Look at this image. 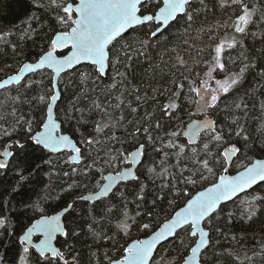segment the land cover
Instances as JSON below:
<instances>
[{"label": "snow or ice", "instance_id": "6c2138e0", "mask_svg": "<svg viewBox=\"0 0 264 264\" xmlns=\"http://www.w3.org/2000/svg\"><path fill=\"white\" fill-rule=\"evenodd\" d=\"M198 2L200 7H196ZM37 11L42 10V15L37 16L35 12L26 17L24 23L27 25L20 35V40L31 39L32 35H40L45 27H48L51 35L47 36L46 50L42 51L39 58L34 63H24L19 67L18 72L8 75L6 79L0 80V89H8L9 86L15 84L18 87L14 89L15 96L9 97L12 103L10 112L0 115V137L11 141L5 145V150L0 153V174H3L9 167L7 158L16 159L20 153L27 154V149L31 145L33 150L36 148L46 150L49 153L58 154L65 150H70L75 155H70L65 164L79 165L84 160V153L81 147L77 145L68 134H65L62 128V122L58 123L53 117L54 105L60 99L61 94L56 91L58 78L62 73H72V79L75 75L80 77V92L76 95L69 105L70 112L65 113L66 119L74 120L79 131L80 126L89 124V118L92 113H99L100 119L93 121L95 127L92 133L85 136L80 133V143L87 146L90 150L96 152V156L91 155L89 158L92 163L86 164L83 175H88V169L100 161V151L107 149L105 159L100 161L103 164L111 166L113 159L122 158L126 163L135 162L140 164L147 153V145H150L154 152H162L163 159L161 165L166 163L171 156L176 158V165L170 167L179 168V177L173 175L172 179L177 180L176 184L171 182L162 185V188H168L174 193L175 199L181 196L185 198L183 206H177L175 199L169 201V207L173 208V213L167 216L162 223H140L137 217L140 212L137 211L134 216H130L127 210L128 197L125 191L116 190V181H123L125 173L116 172L115 175H105L103 180L107 181L100 188L98 195H81L78 199L88 202L98 201L101 198L109 200L116 199L117 203L106 206L105 211L112 214L113 209L120 210L123 205V211L115 224L118 232L123 233L125 246L119 249L117 255L120 258H112L109 264H212L213 257L218 255L213 252L208 255L209 249L214 246L212 244L211 232L213 230V219H219L217 212H223L225 205L222 202L231 201L233 197L238 198V194L247 196L243 200L241 219L252 220L257 211L264 207V190L261 192H252L253 187L259 188L264 184V159H255L247 165L242 166V170L237 171L234 175L228 174L229 168L227 162H231L233 158H239L241 148L237 146L239 141L230 143L223 151H219V147L227 143L223 128L217 127V120L212 119L219 104L225 95H230L232 91L241 83L246 72L256 67L255 64L247 63V56L241 53L243 59L238 71L230 70L229 64L231 59H226V52L229 49H235L242 44V40L237 39L236 34L241 36L247 35L250 25L257 23L253 19L254 15L260 13L259 21L264 24V11L259 9L249 0H219L218 6L221 9L231 12L228 19L220 27L231 30V35L227 32L223 37L210 35L209 43L206 48L199 50L203 53L206 50L211 59L203 62L208 65L207 71L203 74L207 79L188 80L187 76L181 74L180 77H173L169 82L175 85V90L165 87V92H169L170 96L167 103L154 104L152 112H146L139 120L128 121L124 123L126 116L121 110L120 115H115L116 109H121L124 101L120 96L116 99V104H111L110 98L112 90L117 89L127 79L125 73L117 72L116 77L112 78V82L102 88L97 83L106 75V66H118L125 64L129 66L135 56L143 55L151 46L150 41L161 33L162 29L167 31L174 24H183L182 35H187L193 30L194 25L198 23L199 12L201 8H207L206 0H31ZM213 6L216 4L213 2ZM43 13L54 14V24L45 23ZM33 22L39 25V31L33 27ZM56 25L62 26L57 30ZM149 26V36L139 41V47H135V42H124L120 44L119 49L115 48V44L123 40L129 30H136L137 26ZM154 28V30H153ZM199 31H204L200 28ZM47 35V34H46ZM253 36L256 33H252ZM0 40H4L0 36ZM115 42V43H114ZM186 43V41H185ZM17 45L12 44L13 51ZM174 50V49H173ZM176 63L184 66L187 72H191L187 61L179 55L176 57ZM86 64L93 68V72H76L78 66ZM52 69L54 75L50 77V88L45 86L44 79L27 80V83H21L25 79L26 73H35L43 68ZM175 67V65L173 66ZM222 76V79L216 78L213 74ZM264 79V69L259 73ZM93 80L95 85L93 88L87 87V81ZM186 81L188 85V93L195 94L198 98L196 101L197 111L205 113L204 119L199 120L182 127L180 130H172L166 132L163 136L156 135L163 125L161 121L165 118L171 121L175 113L181 108L178 101L183 96V90ZM209 81H214V85ZM79 86V85H77ZM97 89L108 97V100L101 103L98 102L99 97L91 100L87 109L78 107L82 100L88 98L90 94H95ZM138 92V89H134ZM153 89V92H157ZM163 95V93H160ZM136 100L145 103L147 94L144 96L136 95ZM155 100V97H152ZM187 99V97H185ZM28 105L30 114L26 117L21 113L20 107ZM131 113H137V108L132 107L131 102L124 105ZM235 109L246 108L243 100L234 102ZM264 109V102L261 103ZM226 106L225 111H228ZM79 113V117L75 113ZM87 112L88 116L85 115ZM159 115H156V114ZM238 116H232L230 123L236 126V137H242L244 146L249 151L264 152V123L261 125V139L258 148H253L256 143H251L250 136L245 135L247 129L239 123ZM181 124L183 122L181 121ZM5 125H8L7 127ZM34 129H41L35 130ZM105 129H108L111 135H105ZM123 129L124 138L117 136L116 130ZM21 131V135L12 139L13 135ZM231 131V129H230ZM103 136L104 139H100ZM138 137L140 139H138ZM186 137V142H181V138ZM140 140H146L140 142ZM30 142V144H29ZM119 143L121 149L117 150V156H111L110 145ZM128 144L132 150L125 148ZM157 145H159L157 147ZM210 145L217 147L214 153L210 149ZM15 147L16 152L9 149ZM110 157V158H108ZM43 163L54 168L55 165L51 159L43 161ZM184 164V167H180ZM191 165V167H189ZM223 168V172L219 175L217 181L211 183V186L203 187L208 182V175L215 176L214 169ZM72 171H76L73 168ZM99 171V170H98ZM147 172L151 176L161 177L172 175L168 168L161 167L157 172L156 167H148ZM187 172L188 175H184ZM19 176L18 185L22 186V182L27 178L23 175V170L17 173ZM67 176V173H64ZM131 180L139 181V176L131 175ZM184 184V188L178 187V184ZM200 184L203 190L195 191L192 194L187 190V186L195 187ZM74 181L67 188L61 191L68 192L69 189L77 187ZM99 187V186H98ZM13 192L17 189L13 188ZM111 193V196H110ZM136 201L145 199L144 185H140L138 191L134 194ZM42 197L36 201H30L24 205L34 214L30 226L26 228L22 235L18 237L20 251L18 254L17 264H30L32 259L31 250L38 253L40 264H70L65 258L64 252L60 248L53 246V238L59 234L64 237L77 235L72 231L71 223L67 222V217L72 215L74 203H67L61 212L55 215H48L42 206ZM159 199V198H157ZM156 201H153L155 205ZM137 207L140 204L137 203ZM178 207L179 210H175ZM95 210V204L89 210L92 215ZM152 215L151 212L148 213ZM234 215L232 211L227 212L229 219ZM63 218V219H62ZM93 215V223L89 224V231L93 235H99L94 231L95 223ZM9 219L0 214V229H7ZM136 227L144 238H132L131 228ZM185 230H188L185 232ZM218 233L220 229L214 228ZM185 232V235H181ZM8 235H13L9 232ZM119 244V240L115 236L107 237ZM186 238L187 241L186 242ZM235 240V237L233 236ZM130 241V242H129ZM171 241V242H169ZM167 244V247L164 245ZM264 249V244L261 245ZM161 249L163 251L161 252ZM157 253H160L159 256ZM169 258V259H166ZM250 259V258H249Z\"/></svg>", "mask_w": 264, "mask_h": 264}, {"label": "trees", "instance_id": "16d2710c", "mask_svg": "<svg viewBox=\"0 0 264 264\" xmlns=\"http://www.w3.org/2000/svg\"><path fill=\"white\" fill-rule=\"evenodd\" d=\"M213 2L216 4L215 7L213 6ZM249 2L264 11V0H249ZM206 3L208 7L206 9L201 8L198 23L194 25L193 30L187 35L181 34L183 32L182 22L174 24L167 31L162 30L156 38L151 39V46L144 54L135 56L129 66H125V64L118 66L108 65L106 75L97 81L102 88L110 84L113 77H116L117 80L120 79V77L116 76L117 72L125 73L127 77L126 81L117 89L112 90L109 101L111 104H116L119 102L116 97L120 96L124 101V105L131 102L132 107L137 108V113H131L124 105H121V109L115 110V115L117 116L123 110L126 116L125 124L128 121L139 120L146 112H152L154 104L159 103L162 105L167 103L170 93L165 92V87L167 86L175 90V85L169 84L173 77H180L183 74L188 77V80L196 81L207 78L203 74L207 71L208 65L203 62L194 63V61L211 59L208 55V51L210 50H206L198 55L200 49L206 48L211 43L209 40L210 35L223 37L226 32L231 35L230 29L220 27L228 19L231 9L224 10L219 8V0H206ZM195 6L200 7L198 2ZM33 12L37 16L42 15V10L37 11L31 0H0V36H3L4 40L8 41V43H4L3 40H0V78L15 71L22 62L36 60L42 54V51L46 50L47 36L52 34L48 27H45L39 36L33 34L31 39L20 40L19 38L23 29L27 27L24 23L26 17ZM53 15L43 13L45 23L51 22L54 24ZM259 15L260 13L254 15L253 19L257 23L249 26L247 35L241 36L240 34H236L237 39L242 40L241 46L229 49L225 54L226 59H231L232 61L229 64L230 70H239L243 59L241 53L248 57V60L245 62L255 64L256 67L245 73L241 83L230 95L223 97L219 104V109L213 115V118L218 122L217 127L223 128L227 141L224 145L239 141L237 146L242 151L238 153V156L241 157L242 154L245 157L240 166H243L245 161L247 164L253 157L264 155V152L249 151L244 146L242 137H236V126L230 123L232 116H238L240 118L239 123L247 129L245 135L250 136L249 143L255 140L256 143L253 145V148L259 147L261 125L264 123V109L261 108V103L264 102V79L259 75L261 69H264V24L259 21ZM33 27H36L39 31V25L34 22ZM61 27L60 25H56L57 30H60ZM200 28H203L204 31H199ZM252 33H256V35L253 36ZM148 36L149 26H137L135 31L129 30L124 39L115 44V48L119 49L120 44L124 42H135L134 46L138 48L139 41L148 38ZM13 43L17 45L15 51L12 48ZM178 55L187 61L188 67L191 68L190 73L185 70L184 66L176 63ZM174 65L175 67H173ZM93 71L92 66L86 64H82L76 69L77 73ZM50 75L51 73L48 69H41L27 76L21 83H27V80H39L43 78L45 86L50 88ZM71 77L72 73H62L60 76L59 88L61 96L56 104V116L62 122L64 131L70 133L79 147H81L84 153V160L79 165L65 164L63 161L68 158L67 152L53 154L46 150L42 151L39 148L33 150L31 145L27 149V154L20 153L16 159H9L8 169L3 174H0V214L5 215L9 219L7 229H0V264H17L20 251L18 236L31 223L32 218L35 216L24 205L42 197H47L43 200L42 204L46 214L66 206L67 203H74L73 213L67 217V222L71 223L72 231L78 234L69 237L61 235L56 237V244L64 252L65 258L70 264H109L110 259L120 258L117 252L125 246L124 240L128 239L127 237L120 239L123 237V233L118 232L115 227L117 220L121 218L120 214L123 211V205L119 211L114 208L112 214H108L105 211L106 206L118 202L116 199L101 198L91 203L78 199L79 195L83 192L91 191L98 187L102 179L101 173L106 170H118L126 163L122 158L113 159L111 166L101 163L100 161L106 158L105 152L107 151V149H102L100 151V161L94 167L88 169L87 176L83 175L86 164L92 163L91 158H89V152L91 151L92 156H96V152L80 143L82 139L80 133H84L85 136L92 133L95 127L92 122L99 120L100 114L94 112L88 116L86 112L85 115L88 116L90 123L80 126L78 132L74 131L77 125L74 120L69 121L66 119L65 113L69 112V114H72L69 105L74 97L79 94L80 87H83V85H80L78 74L75 75V79ZM218 77L222 79V76L218 75ZM95 79L96 77L93 76L91 80L87 81L88 88L91 89L95 86L93 84V80ZM180 82L185 83L183 96L178 101L182 106L175 113L171 121L167 120V118L161 121L163 127L155 133L156 135L163 136L166 132L180 130L191 118L205 114L203 112L192 113L194 112L192 109L195 108L194 105L197 97L194 93H188L186 81L181 80ZM16 87L18 86L14 84L9 86L8 89L0 90V115L11 111L13 105L9 97L16 95L14 91ZM134 89H138L139 91L136 92ZM153 89H157L158 91L153 92ZM145 93L147 94L146 102H138L135 98L136 95L144 96ZM160 93H163V95ZM97 97H99L98 102L101 103L108 100V97L97 89L95 94H90L87 99L82 100L78 107L87 109L91 100ZM152 97H155V100ZM240 100H243L246 108L235 109L233 107L234 102ZM226 106H228V111H225ZM20 111L26 117L30 114L28 105L21 106ZM75 115L77 118L79 117L78 112ZM156 115L159 114L157 113ZM181 121L183 124H181ZM5 126L7 127L8 125ZM115 134L120 136L121 139L124 138L123 129H117ZM20 135L21 131H18L13 135L12 139H16ZM105 135H111L108 129H105ZM138 139L140 138L138 137ZM140 142L146 143V140H140ZM181 142H186V139L182 137ZM7 143H11V141L0 137V149ZM146 146V156L136 171L139 181L128 180L121 182L116 185V190L126 192L128 197L127 210L130 216H134L139 211L140 216L137 217V220L140 223L160 224L167 216L173 213V208L169 207V201L175 199L174 193L170 192L168 188H162V185L169 182L176 184L177 180L180 179L179 170L177 167H170V165H176L177 163L174 156H171L166 163L161 165L163 153L154 152L150 145L146 144ZM110 147L113 149L110 155L117 156V150L121 149V145L114 143ZM124 147L131 150L127 143ZM209 147L213 152L215 150L214 153L217 152L216 146L210 145ZM220 148L221 146L219 147V151ZM10 150L14 153L16 152L15 147ZM58 156H62L64 159L55 161ZM48 159L53 161L54 168H50L49 165L43 163V161ZM189 166L191 167V165ZM148 167H156L157 172L160 171L161 167H165L169 169L172 175H168L167 178H164V176L150 177V174L147 172ZM73 168H76V171H72ZM21 170H23V175L27 179L22 182V186H19V176L17 173ZM221 170L222 168L220 167L214 169L216 172L215 176L205 173L208 176V182L203 186L214 181ZM64 173L68 175L65 176ZM173 175L177 176V180L172 179ZM184 175H188V173L185 172ZM74 181L78 185L77 187L69 189L68 192L61 191L62 188H67ZM141 184L144 185L145 199L143 201H136L134 194L138 191ZM178 187L184 188L185 185L180 183ZM13 188L17 190L13 192ZM199 188H201L200 184H197L195 187L187 186V190L191 193ZM262 190H264V184H261L259 188H253L252 192H261ZM245 199H247V196L241 194L238 198L236 197L225 204L223 203L225 205L224 211L217 212L218 220L213 219L211 236L214 247L209 249L207 254L211 255L215 252L218 255L213 257L212 264H264V249L261 248V245L264 244V207H261L257 211L256 216L252 220L241 219V202ZM154 200L156 201L155 205H153ZM184 201L185 198L183 196L175 199L177 206L182 205ZM93 203L95 204V210L90 215L89 210L92 208ZM137 203L140 204L139 208L137 207ZM229 211L234 213L230 219L227 216V212ZM149 212L152 213L151 216L148 215ZM93 215L96 221L93 228L95 232L99 233L98 236L93 235L89 231V224L93 223ZM216 227L220 229L218 233L214 230ZM9 232L13 233V235H8ZM185 232H182L181 235H185ZM112 236H115L119 240L118 245L114 240L107 238ZM131 236L132 238L143 237L135 226L131 228ZM186 242H188L187 238ZM167 246V244L164 245V247ZM162 251L163 249H161ZM31 252L32 259L30 264H40L38 253L34 249Z\"/></svg>", "mask_w": 264, "mask_h": 264}, {"label": "water", "instance_id": "95a60500", "mask_svg": "<svg viewBox=\"0 0 264 264\" xmlns=\"http://www.w3.org/2000/svg\"><path fill=\"white\" fill-rule=\"evenodd\" d=\"M154 30V29H153ZM163 30V29H162ZM39 58V57H38ZM37 58V59H38ZM36 59V60H37ZM36 60H34V61H24V62H22L20 65H19V67L20 66H22L24 63H34ZM19 67L15 70V71H13V72H10L9 74H7V75H5L4 77H1L0 78V80H3V79H6L7 78V76L8 75H13V74H16L17 72H18V69H19ZM43 69H48L49 71H50V73H51V75L50 76H52V75H54V73H53V71H52V69H49V68H47V67H45V68H43ZM107 69H108V66H106V73H107ZM41 70V69H40ZM39 71V70H38ZM37 71V72H38ZM32 73H26L25 74V77L27 78V76H29V75H31ZM25 78V79H26ZM25 79H23V80H25ZM22 80V81H23ZM21 81V82H22ZM58 81H59V78H58ZM214 85V84H213ZM0 90H2V89H0ZM56 91H58L59 93H60V88H59V82H58V84H57V88H56ZM57 104V103H56ZM56 104L54 105V109H53V117H54V119H57V122L58 123H60V120L58 119V117L56 116ZM196 107V106H195ZM204 116H205V114L204 115H201V116H195V117H193V118H191L190 120H188L187 121V123L185 124V126L184 127H187V125L188 124H190V123H193V122H196V121H199V120H203L204 119ZM212 119H214L213 118V116H212ZM37 130H41V129H37ZM65 134H68V135H70V133H68L67 131H65ZM71 136V135H70ZM72 137V136H71ZM185 139H186V137H184ZM72 139H73V141L75 142V143H77L76 142V140L72 137ZM8 144V143H7ZM6 145V144H5ZM5 145H4V147L0 150V153H2L4 150H5ZM77 145H78V143H77ZM79 146V145H78ZM10 150V149H9ZM132 150V149H131ZM11 151V150H10ZM223 151V150H222ZM63 152H69L70 153V155H75V153H72L70 150H65V151H63ZM62 152V153H63ZM59 154V153H58ZM8 160L10 159V158H7ZM234 159V158H233ZM255 159H264V156H257V157H253V159H251L247 164H249V163H251V162H254V160ZM232 162V161H231ZM231 162H227L226 163V166L229 168L230 167V164H231ZM126 163V162H125ZM247 164H245V165H247ZM140 164H137V163H135V162H132V163H126L125 165H123L122 167H120L118 170H106V171H104L103 173H101L102 174V179H101V182L99 183V187H97L96 189H94V190H91V191H85V192H83L81 195H98L99 194V191H100V188H102L103 187V185L105 184V183H107V181H104L103 180V176H105V175H115V173L116 172H122V173H125V170H127V172H126V174H125V179L123 180V181H116L115 182V184L116 185H118V184H120L121 182H124V181H128V180H131V175L132 174H136L137 175V168H138V166H139ZM239 170H242V167L241 168H239V169H237V170H234V171H229V173L228 174H231V175H234L237 171H239ZM223 172V171H222ZM222 172H220L219 174H218V176H217V178L214 180V181H212L211 183H213V182H215V181H217L218 180V178H219V175L222 173ZM211 183H209V184H206L205 186H203V187H208V186H211ZM255 187V186H254ZM253 187V188H254ZM199 190H203V188L201 187V188H199L198 190H196V191H199ZM192 194H195V191L192 193ZM81 195H79V197L81 196ZM239 195H241V194H238V196ZM234 198H236V197H233L232 198V200L234 199ZM226 202H228V201H225V202H222V203H226ZM71 203V202H70ZM180 206H183V204L182 205H180ZM65 207V206H64ZM64 207H62V208H60V209H58V210H56V211H54V212H51V213H49L48 215H55L57 212H61L62 210H63V208ZM175 210H179V208L177 207ZM63 219V218H62ZM163 222V221H162ZM161 222V223H162ZM30 226V224L28 225V226H26V228L27 227H29ZM26 228L24 229V231L26 230ZM23 231V232H24ZM23 232L20 234V235H22L23 234ZM19 235V236H20ZM18 236V237H19ZM57 236H59V234H57L54 238H53V241H52V243H53V246L54 247H57V248H59L58 247V245L56 244V237ZM141 238H144V237H141ZM130 242V241H129ZM118 259V258H117Z\"/></svg>", "mask_w": 264, "mask_h": 264}, {"label": "rangeland", "instance_id": "374dc122", "mask_svg": "<svg viewBox=\"0 0 264 264\" xmlns=\"http://www.w3.org/2000/svg\"><path fill=\"white\" fill-rule=\"evenodd\" d=\"M214 76H216L218 79H219V77H218V75L216 74V73H214L213 74ZM207 79V78H206ZM59 80H60V77H59ZM24 81V80H23ZM210 82V84H214L212 81H209ZM198 99V98H197ZM197 99H196V101H197ZM196 106V107H195ZM194 109H192V111H194V112H192L193 114H197V112L199 113V111H197V105H196V102H195V105H194ZM100 139H104V137H100ZM229 146V144H227V145H222L221 146V148H220V151L222 152V150L225 148V147H228ZM1 150V149H0ZM214 152H215V150H214ZM64 153H66V152H64ZM59 154H61V153H59ZM63 154V153H62ZM67 154V156L69 157L70 156V153L68 152V153H66ZM237 156H238V154H237ZM244 155H242L241 154V157L240 156H238L239 158L237 159V158H235L234 157V159L232 160V162H231V164H230V167H229V171H232V170H234V167H235V170H237V169H239V168H241L242 166H240V164L242 163V161L244 160V158L245 157H243ZM264 156V155H263ZM62 159H64L62 156H58V157H56V159H55V161H58V160H62ZM246 162V161H245ZM243 163L244 165L246 164V163ZM232 165H233V167H232ZM238 165V166H237ZM180 167H184V164L183 165H180ZM190 167V166H189ZM178 170H179V168H178ZM223 171V168H222V170H221V172ZM168 177V175H166V176H164V178H167ZM180 178V177H179ZM255 188V187H254ZM159 254L160 253H157V255L159 256ZM166 259H169V258H166Z\"/></svg>", "mask_w": 264, "mask_h": 264}, {"label": "flooded vegetation", "instance_id": "af4514ba", "mask_svg": "<svg viewBox=\"0 0 264 264\" xmlns=\"http://www.w3.org/2000/svg\"><path fill=\"white\" fill-rule=\"evenodd\" d=\"M217 78V77H216ZM214 83V81H212ZM210 83V82H209ZM197 99V98H196Z\"/></svg>", "mask_w": 264, "mask_h": 264}, {"label": "bare ground", "instance_id": "6f19581e", "mask_svg": "<svg viewBox=\"0 0 264 264\" xmlns=\"http://www.w3.org/2000/svg\"><path fill=\"white\" fill-rule=\"evenodd\" d=\"M14 85V84H13Z\"/></svg>", "mask_w": 264, "mask_h": 264}]
</instances>
